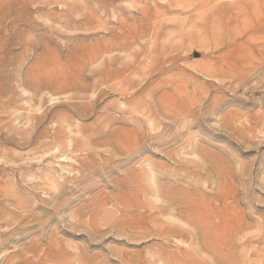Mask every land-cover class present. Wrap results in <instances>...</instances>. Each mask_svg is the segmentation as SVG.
I'll list each match as a JSON object with an SVG mask.
<instances>
[{
  "label": "rangeland",
  "instance_id": "374dc122",
  "mask_svg": "<svg viewBox=\"0 0 264 264\" xmlns=\"http://www.w3.org/2000/svg\"><path fill=\"white\" fill-rule=\"evenodd\" d=\"M0 264H264V0H0Z\"/></svg>",
  "mask_w": 264,
  "mask_h": 264
}]
</instances>
